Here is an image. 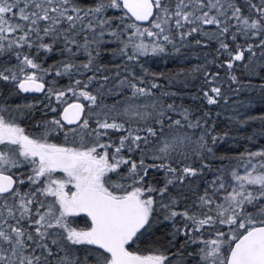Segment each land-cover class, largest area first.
<instances>
[{
  "label": "snow or ice",
  "instance_id": "1",
  "mask_svg": "<svg viewBox=\"0 0 264 264\" xmlns=\"http://www.w3.org/2000/svg\"><path fill=\"white\" fill-rule=\"evenodd\" d=\"M0 264H264V0H0Z\"/></svg>",
  "mask_w": 264,
  "mask_h": 264
},
{
  "label": "trees",
  "instance_id": "2",
  "mask_svg": "<svg viewBox=\"0 0 264 264\" xmlns=\"http://www.w3.org/2000/svg\"><path fill=\"white\" fill-rule=\"evenodd\" d=\"M191 62H192V63H196L195 58H192V59H191ZM246 95H248V94H247V93H244V94L241 95L240 98H243V97L246 96ZM233 99H237V98H236V97H233ZM252 107H256V108H258V107H260V105H259L255 100H253V102H252ZM221 120H222V121L224 120V116H221Z\"/></svg>",
  "mask_w": 264,
  "mask_h": 264
}]
</instances>
